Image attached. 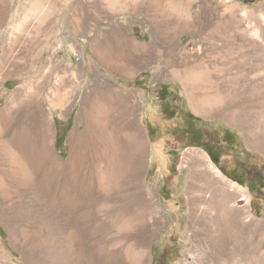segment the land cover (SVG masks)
I'll return each mask as SVG.
<instances>
[{
    "label": "rangeland",
    "instance_id": "rangeland-1",
    "mask_svg": "<svg viewBox=\"0 0 264 264\" xmlns=\"http://www.w3.org/2000/svg\"><path fill=\"white\" fill-rule=\"evenodd\" d=\"M127 38L137 43L128 55ZM107 57L136 62V68L122 73L109 67ZM187 57L201 64L190 73L202 74L199 84L169 75L170 59ZM41 61L59 67L69 61L83 73L68 76L73 94L67 104L50 107L62 84L56 73L41 94L60 161L71 131L83 127L77 119L85 91L109 81L137 97L148 147L136 179L157 188L156 211L118 234L106 233L104 220L89 240L99 247L101 264L105 249L118 256L141 244L148 251L143 264H226L208 241L207 226L214 221L235 236L228 240L235 243L231 264H264V181L256 182L264 180V0H0V110L14 89L37 81L29 65ZM196 153L241 187L249 202L209 173ZM133 187L132 178L124 177L123 201ZM123 201L101 209V218L122 209ZM6 206L14 210L13 201ZM42 254L28 241L15 244L0 222V264H45Z\"/></svg>",
    "mask_w": 264,
    "mask_h": 264
},
{
    "label": "bare ground",
    "instance_id": "bare-ground-1",
    "mask_svg": "<svg viewBox=\"0 0 264 264\" xmlns=\"http://www.w3.org/2000/svg\"><path fill=\"white\" fill-rule=\"evenodd\" d=\"M175 26L184 29L178 24ZM127 40L123 54L128 55L130 51H137V43L130 38ZM147 51L151 53V48ZM190 58L180 63L170 59L172 69L169 71L172 76L182 75L189 86L199 84L202 76H190L193 68L195 71L201 67ZM106 62L122 73L136 68V62L120 57H107ZM168 64L167 60V68ZM29 67L38 74L37 81L14 89L11 100L0 110V222L15 244L28 241L39 247L45 264L53 260L58 264H101L99 247H93L89 240L104 220V231L118 234L156 211L157 188L146 179H136L142 155L148 147L137 120L136 94L109 81L101 89L85 91L77 119L83 127L71 131L67 157L60 161L52 151V119L50 112L42 108L41 94L56 73L62 84L56 88L59 95L55 97L56 102L49 101L50 107L55 103L67 104L73 92V86H70L72 90H67L68 76L75 77L77 73L81 78L83 73L75 71L69 61L61 67L42 61ZM197 156L209 173L231 184L230 192L246 195L241 187L227 182L206 155ZM126 176L132 178L134 191L123 201L120 185ZM120 200L124 202L123 208L111 210L102 219L101 209L112 208ZM8 201L14 202V210L6 206ZM218 225L214 221L207 226L208 241H213L217 252L225 256L226 264H231L235 261V243L230 246L228 240L235 236ZM210 230H213L212 235ZM239 250L244 251L246 247ZM104 251L107 254L102 264H143L148 254L142 244L130 246L118 256L112 250ZM176 264L188 263L183 260Z\"/></svg>",
    "mask_w": 264,
    "mask_h": 264
},
{
    "label": "trees",
    "instance_id": "trees-1",
    "mask_svg": "<svg viewBox=\"0 0 264 264\" xmlns=\"http://www.w3.org/2000/svg\"><path fill=\"white\" fill-rule=\"evenodd\" d=\"M58 147H60V143H59V141L57 140L56 141V149H58ZM209 154H210V152H208ZM210 157L212 158V160H213V162L215 163V164H217L218 163V159H216V158H214L211 154H210ZM263 182L264 180H262L261 178H257V181L256 182Z\"/></svg>",
    "mask_w": 264,
    "mask_h": 264
},
{
    "label": "built area",
    "instance_id": "built-area-1",
    "mask_svg": "<svg viewBox=\"0 0 264 264\" xmlns=\"http://www.w3.org/2000/svg\"><path fill=\"white\" fill-rule=\"evenodd\" d=\"M240 199H241V201H244L245 203H248L249 202V199H248V196L247 195L242 196Z\"/></svg>",
    "mask_w": 264,
    "mask_h": 264
}]
</instances>
